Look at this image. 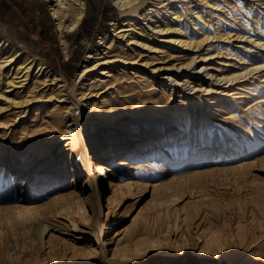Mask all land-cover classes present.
<instances>
[{
	"label": "rangeland",
	"instance_id": "374dc122",
	"mask_svg": "<svg viewBox=\"0 0 264 264\" xmlns=\"http://www.w3.org/2000/svg\"><path fill=\"white\" fill-rule=\"evenodd\" d=\"M174 1L183 4V18L190 15L189 8L197 6L206 19L212 18L210 21L216 27L229 28L232 37L228 41L214 38L188 48L154 35V40L172 50L140 52L131 45L135 49H126L125 55H106L110 61L90 70L86 79L99 75L101 70L110 71L112 77L86 88L79 100L89 105V120L98 118L92 123L101 121L108 125L99 131L96 150L88 138L86 148L76 146L74 150L64 149V143H55L62 136L65 121L53 122L52 114L41 108L51 93L50 85L40 83L33 88L32 82L28 89H19V100L31 96L35 99L26 113L15 120L11 114H18V110L0 112V237L9 242L12 252L22 248L27 235L39 230L33 222L38 211L44 213L42 220L54 230H68V219H72L83 231L59 235L47 230L42 237L43 248L36 257L14 254L12 264H264V68L242 74L247 65L235 59L255 51L264 55V49L253 46L247 38L251 34L252 39L260 37L264 41L263 20L256 23L258 10L263 9L258 5L256 11L250 12L248 3L252 0H207L206 4L205 0ZM85 2L80 24L73 32L65 33L63 43L48 1L0 0V35L18 45L24 44L49 69L65 78L68 99L59 106L60 116L64 115V107L71 106L70 102H75L71 115L76 117L81 112L76 98L82 92V81H76L74 87V80L87 53L100 48V36L113 34L110 21L120 18L111 0ZM152 5L156 8V3ZM186 33L194 41L201 38ZM114 42L117 44L118 39ZM192 58L195 60L187 68H171ZM97 61L91 60L93 64ZM232 74L239 77L224 78ZM153 77L156 79L151 82ZM168 77L188 78L190 85L174 86L169 101ZM182 88L186 94L201 93L220 104L198 100L188 107L189 132L172 121V115L185 107ZM255 90L260 93L255 95ZM153 91L164 95L153 97ZM21 122L23 128L18 125ZM119 125L140 130L144 138L156 136L160 146L166 135H176L166 153L158 151L156 156L151 154L144 160L142 149H138L128 162L114 165L119 186L109 223L115 224L102 235L103 243L99 246L89 223L93 211L86 203L91 188L85 182V159L94 161L95 156H103L107 147L104 137L117 133ZM152 127L160 129V134L155 135ZM47 147L52 150L42 162L45 167L40 164L39 169H29L40 150ZM67 158L71 163L66 162ZM67 166L68 178L55 188L26 181L28 176L46 172L61 176L56 171ZM26 171L29 172L25 174ZM99 190L102 219L109 206L107 190L102 184ZM108 194L111 195L109 190ZM68 198L73 203L65 214L61 210L66 209ZM80 205H84L85 214L78 210ZM33 209L38 211L33 217H26ZM105 226L103 231H107ZM76 235H85V239L78 241ZM57 238L66 244V250L64 245L58 246L57 251L50 250L49 242ZM177 247L182 250L180 254L168 253ZM89 248L97 250L92 261H76L74 253H85Z\"/></svg>",
	"mask_w": 264,
	"mask_h": 264
},
{
	"label": "bare ground",
	"instance_id": "6f19581e",
	"mask_svg": "<svg viewBox=\"0 0 264 264\" xmlns=\"http://www.w3.org/2000/svg\"><path fill=\"white\" fill-rule=\"evenodd\" d=\"M44 1H48L50 3L51 16L56 22V26L59 32V37L61 42L65 43L64 40L65 33L73 32L80 24L85 14L86 2L85 0H44ZM111 1L113 2V5L119 10L120 18L117 20L110 21L113 34L111 36H109V34L106 33L104 35H101L99 39L100 48H94L93 51H89L85 56V60L80 67V71L76 77V80H74V87L76 86V81L79 80L82 81L79 87V90L81 89L82 92L80 93V97L76 98L77 102H79V100L84 95V90H86V88L87 89L93 88V86L100 85L105 81H107L106 77H112L110 71L101 70L99 72V75L90 76L89 78L86 79V77L88 76L87 74L90 70L94 69L98 65L110 61V59L107 58L106 56L108 54L116 53L115 55H118L119 57L120 55H125L126 54L125 50L128 48L132 50L138 48L139 51L140 50L163 51V49L165 48L168 49L172 48L171 46L168 45L167 46L160 45V43L157 40H154L153 37L154 35H156L157 38L158 37L166 38L164 39V41L170 44H175L180 47H188V48L199 47L203 42L207 40H212L214 38L222 41H228L232 37L230 35L229 28L216 27L215 23L210 21V19L212 20V18L206 19L202 15L201 11L198 9L197 6H194L189 9L187 8L188 7L187 6L186 8L188 9L190 15L188 16V18L187 17L183 18V16L185 15L184 13L185 11L182 9L183 4L180 6L179 3L177 4L176 3L177 1L175 2L174 0H111ZM206 1L207 0H205V4L208 3ZM252 1L253 2L248 3L249 4L248 9L250 12L256 11L258 8L255 7L258 5L259 8L263 9V11L258 10V15L260 16L258 20L256 19L257 20L256 23L258 24V22H261L260 20H263V30H262L263 33H261V35H264V0H252ZM254 1H261V2L255 3ZM152 3H156V8H153ZM146 27L148 29H146ZM182 28H186V31L191 32L195 36V38L196 36L197 38L201 37L200 40L194 41L191 37L190 39L188 36H186V34L188 35V33H186V31L184 32ZM167 35H172V36L168 37ZM253 36L254 35L249 34L247 37L252 41V43L255 44L253 46H257L259 48L264 49L263 39L260 37L252 39ZM116 38L118 39L117 44H115L114 42ZM131 45H134L135 48L132 47ZM242 54L243 56L241 55L239 58L238 57L235 58L239 62V64L247 65L244 68L245 71L242 74H248L251 71H260L262 68H264L263 54L258 53V51H255L254 53H249V55L244 53ZM169 55L173 56L172 53H169ZM92 59H97L98 61L93 64L91 62ZM194 60L195 59L192 58L187 63H181L178 66H172L171 68L177 71L182 70L184 68L189 67ZM225 65H231V64L225 63ZM209 68L210 67H208V69ZM154 71L155 69L152 72ZM206 74L209 73L207 72ZM236 77H239V75L232 74L230 76L227 75L224 78H228L230 80ZM155 79L156 78L153 77L152 79L149 80L152 82L155 81ZM188 81H189L188 78H183V80L169 78V82L167 86L169 88L170 93L169 96L166 97V100L169 101L171 99V96L173 95L174 86L177 87L178 86L181 87V85L190 86L187 84ZM32 82L34 84L33 88L38 87L37 84L40 83L45 84V86L46 85L51 86L50 87L51 93L48 96V100H47L48 102L47 101H43L42 103L40 102L41 108H43L44 113L52 114L53 122L59 123L61 120L65 121V128L62 132V136L58 140L56 139L55 143L58 142L64 143V147H63L64 149L66 148L67 150L70 149L74 150L76 146L81 148H86L87 138H88L90 141H92L91 144L93 148L96 150L99 131L100 129L107 127L108 125L105 124L103 125V122L101 121L99 122L96 121L95 123H92L94 120L96 119L98 120L97 117L93 118L92 120H89L91 116H89L88 112L86 111L88 110L87 106H89L87 103L79 102L82 109L81 112L76 117H74L71 114H72V107L75 105V102H70L71 106L64 107L63 110L64 115L60 116L61 112H59L58 110L59 106L60 104H64L65 101L68 99L67 84L65 78L59 74H56L51 69H49L38 56L30 53L24 44L18 45L15 42L10 41V39H7L0 35V112L18 110L19 111L18 114H11L13 115L14 118L13 120H15L16 117L19 116L20 114H25L30 102H32L35 99V97L31 96L29 98L19 100L18 99L19 89L21 88L25 89V87L30 85V83ZM149 85L151 87L153 86L152 84ZM257 88L258 87H256V89ZM189 90H192V88H189ZM201 91H203V89H201ZM259 93L260 92L258 90L256 91V93L254 92L255 95H258ZM158 94L164 95V92L162 94V92L153 91L151 95H153V97H156L158 96ZM182 96H184L185 99V107L179 108L177 113L172 115L173 116L172 121L176 122L179 128L187 132H189L187 123L190 118V115L188 113V107H190L191 105H196L198 100H200V103L209 102V103H213L215 106H220L218 102L212 100L213 98H209L206 96L204 97L202 96L201 93H198L196 95L186 94L185 88H182ZM50 100H52L51 103H49ZM8 101H11L12 104L6 105ZM91 110H93L92 107ZM18 125L21 126L22 128L24 126L22 122L18 123ZM117 130H118L117 133L115 134L110 133L104 137V142L107 147L104 149L105 152L103 156H95L93 159L94 161H91L90 158L87 157L85 159V167H84V171L86 174L85 182L91 188V193L89 197L86 198V203L88 201L89 206L93 211V216L89 220V223L91 224V228H92L91 234L93 235V238L95 237L99 246H101L103 243L102 235L109 232L111 230V227L115 224V221L113 223H109L110 221L109 216L110 215L113 216V211H112L113 207L111 206V204L115 199L116 190L118 189L119 186V182L114 176L115 173L114 165L116 163H121L123 161L125 163V160L127 161L128 159L132 158L134 155L138 153L137 152L138 149H142L140 153L142 154L141 158H143L144 160H146L149 156L152 155L156 156L158 151H160L161 153H166L169 150L170 143L173 142L174 144V137H175L174 135H176V133L166 135L163 141H161L160 143L162 144V146H160L159 142L155 138L156 136L144 138L143 132H140V130L138 129L128 128L127 126L119 125L117 127ZM152 132L155 135H159L160 129H158L157 127H152ZM151 143H153L154 145H151ZM51 150L52 147L41 149L39 154L30 163L29 169L31 167L33 168L36 167L35 169H39L38 166H40V164L42 165V167H45V164L44 163L42 164V162L45 159H47ZM70 156L72 157V154ZM71 157L69 159H71ZM66 160L67 163H71L72 159L68 160L67 158ZM68 168L56 171L59 172L61 176L54 175L53 172H46L43 174H35V176H28L26 177V181L27 183L33 181L36 183H43L45 186L48 187H54L58 183L61 184L63 182V179L65 180L68 178V174L70 173V168L69 169ZM28 172L29 171H26V173L23 172V174L24 173L27 174ZM101 184L105 187V190H107V201L109 206L108 212L105 214L104 218L102 219L100 218L102 212H101V200H100L101 197L99 190V186ZM108 190L110 191L111 195L108 194ZM76 199L78 200V198ZM72 203L73 201L70 198H68L65 200L66 209L61 208L62 210L61 209L58 210H61L62 212H65V214H68L69 211L67 210L71 208ZM83 204L85 205V203ZM84 205H80L78 207V210L81 211L82 214H85ZM37 211H38L37 209H33V211L29 212V214H27L26 217H33ZM43 217H44V213L43 212L41 213L40 211H38L37 216H34L33 222H36L37 226H39V230L36 233H30L27 235L26 237L27 243L24 244L22 248H14L12 252L9 246V242L5 239L3 240L2 237H0V264H12L14 262L13 259L14 254L17 256L24 254L26 256L36 257L43 248L42 237L47 230L58 232L59 235L83 233L82 229H80L76 225L75 221L72 219H68L69 221L68 230L62 228H57L56 230H54L53 227H51L49 224H46V221L42 220ZM105 225H107V227ZM103 226L107 228L106 229L107 231L102 230ZM84 237L85 235L84 236L76 235L75 239L81 241L85 239ZM61 245H64V249L66 250V244L60 243L59 238H57L53 242L51 241L49 242L50 250L53 251H57L58 246ZM181 251H182L181 248L177 247L175 249L168 251V253L177 255L180 254ZM96 253H97L96 249L89 248L85 253H81V254L74 253V257L78 262H90L95 257ZM121 257L124 256L122 255Z\"/></svg>",
	"mask_w": 264,
	"mask_h": 264
},
{
	"label": "trees",
	"instance_id": "16d2710c",
	"mask_svg": "<svg viewBox=\"0 0 264 264\" xmlns=\"http://www.w3.org/2000/svg\"><path fill=\"white\" fill-rule=\"evenodd\" d=\"M106 18V17H105Z\"/></svg>",
	"mask_w": 264,
	"mask_h": 264
}]
</instances>
